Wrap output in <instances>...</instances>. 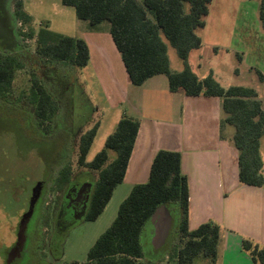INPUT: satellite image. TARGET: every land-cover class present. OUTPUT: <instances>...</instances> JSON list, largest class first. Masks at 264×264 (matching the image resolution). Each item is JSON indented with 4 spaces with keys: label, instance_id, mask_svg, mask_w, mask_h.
I'll return each instance as SVG.
<instances>
[{
    "label": "trees",
    "instance_id": "obj_1",
    "mask_svg": "<svg viewBox=\"0 0 264 264\" xmlns=\"http://www.w3.org/2000/svg\"><path fill=\"white\" fill-rule=\"evenodd\" d=\"M74 7L77 17L88 21L91 28L102 22L122 55V61L134 85L165 74L172 92L184 90L188 96H218L222 98V127L235 129L234 144L239 153V180L249 186L264 185V161L261 140L264 136V102L255 88L235 85L224 87L213 73L200 77L189 64L191 52L202 46L198 30L205 26L212 0H62ZM14 18L29 26V37H36V51L42 58L66 67H84L91 58L89 47L82 37H72L52 31L48 25L37 30L23 0H14ZM260 24L264 29V0H259ZM25 35L26 32H20ZM184 61V68L173 71L168 55V43ZM23 67L19 56L0 52V97L9 98L17 69ZM261 81L264 74L256 70ZM29 102L34 106L38 126L50 132L61 107L54 93L33 78ZM140 119L123 114L114 131L107 137L104 148L91 161L88 154L99 129V121L79 136L78 162L82 169L96 173L91 206L85 220L101 215L112 198L116 186L123 183L127 165L136 143ZM109 150L116 153L111 159ZM179 151L161 149L154 157L149 180L131 188L112 225L97 238L88 251L93 264H149L146 262L145 236L151 217L162 205L177 209V240L174 257L177 264H199L200 259L216 264L223 227L216 221L202 223L191 230L189 225V180L182 170ZM71 163L59 168L54 185L58 191L71 180ZM44 217L47 223L50 214ZM151 225V226H150ZM65 234L60 235L61 241ZM242 248L254 264H264V246L243 238ZM57 256L61 255L59 247ZM78 264V263H70Z\"/></svg>",
    "mask_w": 264,
    "mask_h": 264
},
{
    "label": "rangeland",
    "instance_id": "obj_2",
    "mask_svg": "<svg viewBox=\"0 0 264 264\" xmlns=\"http://www.w3.org/2000/svg\"><path fill=\"white\" fill-rule=\"evenodd\" d=\"M252 2L259 9V0H252ZM254 6L253 4L247 6V8L249 7L248 15L243 19L248 24L246 35L249 36V39L243 43L235 41L236 46L240 47L238 50L244 57V61L241 62L239 56L231 51L224 48L215 49L209 43H205L199 49L191 52L189 64L201 76L209 73V69H212L225 85H243L255 88L259 91L260 98L264 102V81H261L256 72V70L264 72V29L259 26V32H255L258 31L256 23L258 22L259 24H257L260 25V18L256 17L254 11L251 10V8L255 9ZM67 8L70 13L69 11H60L56 5L50 6L41 0H35L34 4L30 2L27 11L32 16L33 27L37 31L40 24L34 22L36 19L45 23L51 22L56 28L62 26L64 31L75 29L77 35H80L79 37H83L84 32L89 30L107 31L104 35H107V39L104 38L103 41L104 45L108 52L112 53L116 49V47L115 49L111 47V44L114 45V43L107 22L104 21L96 28H91L88 21H83L76 16L73 7ZM6 12V3L4 0H0V52L18 55L23 67L16 70L9 98H3V101H0V174L8 177L14 175L16 183H19V188L28 187L29 193L34 184L39 186L46 181L44 185L45 202L50 201L46 208L50 214V221L47 223L45 217L42 220L39 244L42 246L41 251L49 264H93L88 261V251L97 238L112 225L120 205L131 189L122 185L118 186L101 217L93 221L84 218L78 220L66 228L65 235L59 241V233L55 228V216L59 206L58 197L61 193L53 186L55 177L59 168L67 162L71 163L73 172L82 170L78 165L77 143L79 136L95 122L101 121V125L89 151L88 160H92L96 153L104 148L108 135L113 132L111 123L116 116L125 113L124 115L133 117L135 116L134 112L128 102L122 107L121 104L113 102L115 100L111 99V96H113L116 86L111 75L112 69L104 64L96 63V55V58L84 67H66L42 58L36 51V37L27 35L30 33L29 26L20 25L19 21H16L15 18L12 20ZM14 26L15 28H13ZM12 28L16 31V35L13 34ZM20 32H26V34L21 35ZM257 35L261 38L260 40L255 39L258 38ZM165 41L168 43L167 38ZM116 52L122 59L117 49ZM168 55L173 71L184 68L183 59L169 43ZM113 59L112 54L111 62L115 71L117 68ZM121 64L124 67L122 61ZM117 76L120 79L118 74ZM34 77L39 79L40 84L50 88L61 107L50 132L38 126V120L34 115V106L29 102ZM159 78H163L165 81L168 79L165 74H161ZM135 89L132 88L130 91L129 101L131 102L138 97ZM147 97L151 98L152 95L148 94ZM161 98L160 94L154 96L157 101ZM0 100L2 99L0 98ZM147 100L150 102V99ZM149 102H145L142 108L145 112L153 113ZM109 153L111 159L116 157L114 151L109 150ZM261 153L264 157V136ZM62 159L63 161L60 162ZM93 174L96 178V173L93 172ZM4 199L5 194L3 195ZM27 205H24L23 210H26ZM171 208L177 220L178 207L176 204H172ZM12 209L15 213V206ZM19 222V217L0 210V264L4 263L1 255L2 249L15 241V231ZM150 229L154 230L152 226ZM150 229L145 236V249L148 256L146 262L149 264H177L174 248L178 227L175 226L167 244L159 249L153 244V234ZM60 246L61 255L57 256L54 248L58 250ZM240 259L243 261V258ZM199 262V264H206L203 259H200Z\"/></svg>",
    "mask_w": 264,
    "mask_h": 264
},
{
    "label": "crops",
    "instance_id": "obj_3",
    "mask_svg": "<svg viewBox=\"0 0 264 264\" xmlns=\"http://www.w3.org/2000/svg\"><path fill=\"white\" fill-rule=\"evenodd\" d=\"M9 1L10 15L14 17L13 0ZM34 1L23 0L25 9L28 10L30 2L34 4ZM41 1L50 6L56 5L62 12L70 13L67 7L71 6L64 5L62 0ZM251 4L254 6L255 3L252 0H212L206 24L198 30L203 39L202 46L209 43L215 49L224 48L237 54L241 62L244 61L238 50L240 47L236 46L235 41L243 43L249 39L246 35L248 24L243 19L247 17L249 8L247 6ZM254 7L255 9L251 10L259 17V9L257 6ZM34 22L40 24V27L48 25L50 30L63 35L80 36L75 29L64 31V27L56 28L51 22L45 23L37 19ZM257 23L256 33L261 26ZM106 32L101 30L84 32L82 38L86 41L91 55L88 64L97 57L96 63L112 69L111 75L116 88L111 99L115 100L113 101L115 104H121V107L128 102L135 115L133 118L141 121L124 181L118 186L131 189L138 183H146L154 157L159 150L181 152L182 170L188 177L190 187V229L194 230L204 222H218L223 231L216 264H254L252 258L243 250L242 240L248 238L264 246V185L249 186L239 180V153L233 141L235 129L230 124L224 125L221 129L222 118L225 115L221 105L222 98L207 95L188 96L182 89L172 92L169 88V79L165 81L159 78L161 74L141 85H133L123 58L121 59L116 52L118 48L113 39L114 45L111 44V47L116 49L112 53L107 51L103 42L104 38L107 39V35L104 36ZM110 35L112 38L111 33ZM257 37L255 39H261L258 35ZM112 54L118 71H114ZM209 70L221 85L230 86L223 84L215 72ZM194 71L199 75L195 69ZM209 73L199 76L204 77ZM132 88H136L138 93L133 102L129 101ZM257 92L260 98V93ZM148 94L152 97L148 98ZM156 94L162 96L161 100L154 99ZM147 99H150V102ZM145 102L150 103L153 113L145 112L142 108ZM123 114L125 113L118 114L111 123L113 131ZM99 123L101 125V121ZM262 158L264 161L263 155ZM262 170L264 173V169ZM118 186L115 187L113 194ZM105 210L106 207L103 213ZM240 258H243V261ZM205 262L209 264L208 260Z\"/></svg>",
    "mask_w": 264,
    "mask_h": 264
},
{
    "label": "flooded vegetation",
    "instance_id": "obj_4",
    "mask_svg": "<svg viewBox=\"0 0 264 264\" xmlns=\"http://www.w3.org/2000/svg\"><path fill=\"white\" fill-rule=\"evenodd\" d=\"M6 3V13L7 15L14 20V17L10 15L9 10V0H4ZM15 28V26L13 27ZM13 31L15 34L16 31ZM17 38L15 39V41ZM17 42V41H16ZM4 53V52H3ZM48 87V86H47ZM49 88V87H48ZM50 89V88H49ZM1 98V97H0ZM3 101V98H1ZM63 159L60 161L62 162ZM18 182V181H17ZM95 177L93 172L90 170L82 169L72 173L71 180L68 184L63 187V190L60 192L59 198V206L56 212V223L55 228L60 235L64 234L66 228L70 227L72 224L76 223L79 219L78 216H82L81 219H85V216L88 213L89 207L91 206V200L94 192L95 186ZM46 181H44L41 185H33V188L28 192V187L19 188V183L17 184L15 181V176L12 175L11 177L1 175L0 174V210L3 212L15 215V217L20 218L19 226L23 216L29 210L31 199L36 193L37 197L35 200V204L33 206L32 215L30 220L27 224L25 234H26V242L24 248H22L20 254L10 262L9 264H49L45 259V255L42 253L39 244L40 240V227L42 226V220L44 219V215H46V208L48 207L49 203L45 202V190L44 185ZM21 184V183H20ZM42 187V188H41ZM18 189L20 192L18 193ZM5 194V199L3 200V195ZM26 210L24 205H26ZM15 206V213H13L12 207ZM171 213L173 214L172 210L170 209ZM173 227L169 232L167 237V242L171 238L173 231L175 230V226H177L175 217ZM80 219V220H81ZM79 220V221H80ZM18 226V227H19ZM18 227H16L15 231V241L7 247L2 249L1 255L3 256L4 263L7 264V258L9 253L11 252L12 248L15 247L17 242V234H18ZM151 230V229H150ZM153 229L151 230V232ZM165 244V245H166ZM164 245V246H165ZM163 247V246H162Z\"/></svg>",
    "mask_w": 264,
    "mask_h": 264
},
{
    "label": "water",
    "instance_id": "obj_5",
    "mask_svg": "<svg viewBox=\"0 0 264 264\" xmlns=\"http://www.w3.org/2000/svg\"><path fill=\"white\" fill-rule=\"evenodd\" d=\"M36 195L37 194L34 193V196L30 202L29 210L23 216L20 226L18 227L17 242L15 247L12 248L11 252L8 255L7 264L15 260V258L20 254L22 248H24L26 242L25 230L32 215L33 206L37 197ZM81 218L82 216L77 217V219L79 220ZM150 222L152 227L154 228V230L152 231L153 244L157 249H159L166 244L169 232L173 227L174 218L170 211V208L167 205L160 206L152 215Z\"/></svg>",
    "mask_w": 264,
    "mask_h": 264
},
{
    "label": "built area",
    "instance_id": "obj_6",
    "mask_svg": "<svg viewBox=\"0 0 264 264\" xmlns=\"http://www.w3.org/2000/svg\"><path fill=\"white\" fill-rule=\"evenodd\" d=\"M20 25H23V24L20 23ZM25 28H26V27H25ZM24 31H26V30H24ZM27 31H28V30H27ZM49 202H50V201H48L47 203H49Z\"/></svg>",
    "mask_w": 264,
    "mask_h": 264
}]
</instances>
